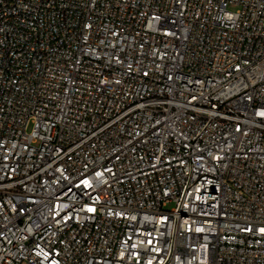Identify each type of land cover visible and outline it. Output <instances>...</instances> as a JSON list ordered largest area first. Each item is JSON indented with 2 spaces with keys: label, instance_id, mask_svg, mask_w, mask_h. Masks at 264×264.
<instances>
[{
  "label": "built area",
  "instance_id": "1",
  "mask_svg": "<svg viewBox=\"0 0 264 264\" xmlns=\"http://www.w3.org/2000/svg\"><path fill=\"white\" fill-rule=\"evenodd\" d=\"M0 264H264V0H0Z\"/></svg>",
  "mask_w": 264,
  "mask_h": 264
},
{
  "label": "rangeland",
  "instance_id": "2",
  "mask_svg": "<svg viewBox=\"0 0 264 264\" xmlns=\"http://www.w3.org/2000/svg\"><path fill=\"white\" fill-rule=\"evenodd\" d=\"M173 206H174V204H169V206L167 208L169 209V208H172Z\"/></svg>",
  "mask_w": 264,
  "mask_h": 264
}]
</instances>
